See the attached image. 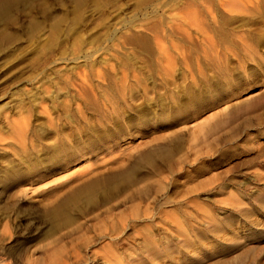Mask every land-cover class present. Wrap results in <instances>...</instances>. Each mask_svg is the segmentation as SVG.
<instances>
[{"label":"rangeland","instance_id":"obj_1","mask_svg":"<svg viewBox=\"0 0 264 264\" xmlns=\"http://www.w3.org/2000/svg\"><path fill=\"white\" fill-rule=\"evenodd\" d=\"M206 1L0 0V135L4 144L0 171L6 162L19 163L17 169L26 170L17 183H23L28 193L24 197L14 193L15 188H7L12 194L4 199L0 189V264H28L26 251L35 241L26 237L31 226L26 216H34L40 224L37 241L58 235L43 203L54 194L55 188H50L90 169V162L91 169L104 165L99 176L113 175L120 166L126 170L132 164L128 177L118 176L119 188L108 198L128 192L132 183L145 187L143 193L129 194L130 199L113 204L104 239L96 244L82 240L80 257L72 264H264V47L252 56L242 49L229 54V76L225 83L215 79L216 68L207 62L204 51L196 50L201 46L200 29L186 17L194 11L195 20L208 23L211 16L206 5L222 10L224 0ZM244 1L264 3L234 2ZM216 13L214 19L237 15L229 25L235 29H264L256 14ZM249 17L254 18L253 24H243ZM185 18L188 23L183 22ZM154 34L166 40L161 63L156 61ZM178 44L190 45L186 48L194 51L183 53ZM161 64L171 69V75L156 74ZM77 83L92 87L88 95L76 92ZM121 88L125 89L120 92ZM93 98L112 100L123 116L131 107L141 106L142 112L137 121L118 120L110 131L115 133V143L104 144L108 149L94 152L84 142L90 151L42 180L47 160H39L31 169L28 165L39 154L36 146L46 140L36 139L32 149L22 147L15 138L19 128L7 121L24 119L32 139L46 129L42 103L49 107V114L59 113L65 124L77 105L92 120L91 113L97 112L85 107ZM64 102L70 105L66 116L60 107L53 108ZM149 116L156 117L152 125ZM215 122L220 127L216 142L210 144L204 131ZM123 131L131 134L120 141L115 136ZM197 132L205 136L199 139ZM125 144H131V149L124 150ZM153 148L157 154L140 159L139 154ZM90 230L87 237H95L97 230ZM110 230L120 235L115 244H103ZM14 242L24 243L27 249L15 251L9 247ZM86 243L90 244L87 250ZM37 254L39 258L41 253Z\"/></svg>","mask_w":264,"mask_h":264},{"label":"bare ground","instance_id":"obj_2","mask_svg":"<svg viewBox=\"0 0 264 264\" xmlns=\"http://www.w3.org/2000/svg\"><path fill=\"white\" fill-rule=\"evenodd\" d=\"M234 1L235 0H233V1L232 0H224L225 4L223 2L220 4V7L222 8V10H220L216 7L212 8L213 6H207L206 5V11L210 14L209 16H211L208 20V23H204L203 22L204 20H201L198 18H196V20H195L194 16H196V14H195L196 12H194V11L190 12L188 10L189 12L188 11L187 12L189 15L188 16H186L187 14L184 15V16L188 17L187 18L188 20H190V18L193 20V21H191V25H193V24L196 25L195 29L196 28L198 30L200 29L198 31V33L200 32L199 40L201 43L200 42L199 43L201 46L196 43L197 46H200L196 50L200 49L201 52L204 51L206 53V55H204V56L208 57L207 62L210 64V66L212 68H214V67L216 68V69L215 68L214 69L216 71V74H218V78H216L215 76L214 77H215V79H217L220 82H224V80H226V78L230 74V72L228 70V66H227V60H228L227 56L229 54L236 53L235 52L236 50L242 49L243 51H246L247 54H250V56H252L256 52H259L258 49H260V47H262V48L264 47V29L259 28V26L254 28V29H250V27H248L250 30H240L241 28L235 29L233 27H230L229 25L231 24V22H234V21L236 22V20L238 19L237 15L234 16L232 19H231V17H229L231 20L229 18L226 19L224 16H220V15H219L220 17H218L217 19H214V17H215L214 13L216 11H217V13L219 11H222V12L224 11V13L230 12V13H233L234 15H235V13L236 14H241V13L242 14L243 13H249L250 14V13H252V14H256L257 17L260 18V19H258V20H260V25H263V22H264V3L253 4L254 3L253 2L252 5H250L251 3L246 4L244 1V4L237 5ZM247 1H249V0H247ZM190 2H191V0H190ZM210 2H212V1H210ZM233 2L235 4H233ZM75 3H77V2H75ZM201 3H202V1H201ZM227 3H232L233 5L227 4ZM75 8H77V7H75ZM164 9H166V8H164ZM6 10H8V9H6ZM200 10H202V9H200ZM174 11H175V9H174ZM172 12H173V10H172ZM179 15H181V14L179 13ZM244 15L246 17V14H244ZM177 18H179V17H177ZM181 19H182V17H181ZM187 19L184 20L183 22L187 21ZM233 19H234V21H233ZM253 22H254V18L251 19L249 17L248 19L244 20L243 24H246V25L248 23L253 24ZM187 23H188V21H187ZM206 25H207V27H206ZM179 27H182L181 22L179 23ZM208 28H209V30H208ZM195 29H194V32H195ZM190 30H191V28H190ZM182 31L185 32V30H182ZM177 32H178V29H177ZM177 32H176V34H177ZM179 36H180V32H179ZM28 37H30V36H28ZM155 37H156V35H155ZM186 37H188V36H186ZM160 38L158 39L157 37L156 38L152 37V39H151L152 41L154 40L155 44L158 46L156 48L157 52H158V59L156 58V61H158V63L162 62V59L160 60L159 56L161 58V55H164V53H165V48L163 47V44H164L163 42L166 41V40H164L162 42L161 39L163 37L161 39ZM194 38L196 40V36ZM189 39H191V38H189ZM186 40H187V38H186ZM145 42H148V41H145ZM179 42H180V40H179ZM149 43H151L150 40H149ZM176 43L177 42H175V45H176ZM179 44H178V48H179V51H181V52L190 50L186 47L190 46V45H194V44H192V42H190V45H187L186 47L184 44L180 45V46H179ZM145 45H147V44H145ZM145 47H148V46H145ZM192 50L194 51V49H192ZM192 50H190V51L192 52ZM183 53L181 55H183ZM156 57H157V55H156ZM170 70H171L170 68H164L163 65L161 64V66L159 65V70L156 69L155 71H156L157 75L159 74V76L164 77L167 75H171ZM99 72L100 71H97L96 73H99ZM97 75H99V74H97ZM83 76L84 75H82V77ZM82 83H83V79H82ZM82 83H79V84L77 83V85L75 86L77 88L76 92H78L79 94H83V96L88 95L87 94L89 92L88 88H89V90H91L90 88H92V87H87ZM121 87H124V86L121 85ZM124 89L121 88L120 92ZM143 89H144L143 92L146 93V87H144ZM90 93H93V90L90 91ZM122 94L125 95L126 93L122 92ZM92 95L94 98H96L94 94H92ZM191 97H192V95H191ZM66 103L67 102H64V104L61 103L59 105H55V106H53V108L57 110L60 107V109H62V111H63V114H65L70 109V107H69L70 105L68 106V104H66ZM37 104H39V103H37ZM74 106H76V103H74ZM79 106L77 105L76 107L73 108V109H75V112H74V110L70 112L71 115H70V117H68L69 121H66V123L64 124L62 122V119L60 118L59 113H56L53 115L49 114L47 111L48 106H45V104L42 103V106L40 105V109L42 110L41 111L42 113L45 112L44 117H45V122H46V129H45V131H40L37 135H33L34 140H32L33 138L31 139V135H29V136L27 135V132H26V124L27 123L26 122L24 123V119H23V122H22V120L17 122L16 120H14V118L7 121L9 123V125H13V126L15 125L16 129H17V127L19 128V131L16 134L15 138H16L18 144L22 147H29L30 149H32V148H35V146L37 145L35 143L36 139L38 140L40 138L42 140H46V142L44 141V143H41V145L36 146L37 152L39 154L36 156L35 159H33L34 158L33 157L31 160H29L30 162L28 165V168L31 169V168H34L33 166H35L39 162V160H47V162H44V163L42 162L43 163L42 173L46 172L45 175H43L41 177L42 180H46V178H48L49 176L54 175L56 172H58L59 169L67 168L66 165H68V163L74 162V161H76V158L84 156L85 155L84 153H86V151L88 152V150L90 148L93 151L97 150L101 147H103L104 149H108V147H106L104 144L105 143H111V142L115 141L116 138H114V136H113L115 133L112 134L110 131H112V127L118 123V120L125 119L126 121H135V120L137 121L138 120L137 114L142 112L141 106L140 107H131L130 108L131 111L128 112V115L123 116V112L121 111L120 106L115 104L112 100L110 102L109 101L104 102V101L94 99L92 101H89L87 104V107H85V108H89L91 110L94 109V111L97 112V115H93V113H91L93 116V119L91 120V118H90L91 115L87 116L85 114L84 110ZM172 113H174V112H172ZM65 116H66V114H65ZM153 116H151V117L149 116L147 120H151ZM155 119H156V117L153 120L149 121L150 122L149 124L152 125L155 122ZM140 127L141 126H139V127L137 126V128H140ZM207 127L208 126H206V128ZM219 127L220 126H218V123L215 122L211 125L209 124V127L206 129L207 130L206 132L203 130L204 134H207L209 136L210 139H208V140H210V141L212 140V141L216 142V139H215V136L217 134L216 130ZM13 128L15 129V127H13ZM198 128H200V126ZM201 128H203V126ZM67 130L69 132H67ZM16 131L17 130H15V133H16ZM198 132H197V134H198ZM130 134L131 133L125 134V132L123 131L120 135L115 136V137H117V138L119 137L120 141L122 139H123V141H125V139H127ZM199 134H200V132H199ZM199 134L197 135V137L201 136V137H199V139H200V138H202V135H204V134H202V135H199ZM126 136H128V137H126ZM203 140H205V139H203ZM212 141L209 143L212 144ZM84 142L89 143L88 144L89 149L84 148V146L82 145V144H84ZM201 142L203 143V141H201ZM210 144H208V145H210ZM3 145L4 144L2 143V137L0 135V149L3 148ZM130 145L125 144L126 148L124 150L131 149ZM154 150H156V148H153V150H151V151L148 149L145 150L142 154H139L140 159L142 157L143 158L144 157L150 158L153 155H155V153L157 154L158 151L156 152ZM31 152L33 153V151H31ZM140 159H138L137 161H139ZM88 160L89 159H87V161ZM14 162H6L7 166H5V169H2L0 171V189H2L3 194H5V195H2L4 199L9 197L12 194L11 193L9 195L8 194L9 191L8 192L5 191V189H7V188L8 189H14L15 188L14 189L15 191L14 190H12V191H14V193L21 192L22 196H24V197H27L26 195L28 194L26 192L25 187H23L25 185H23V183L22 184L19 182L17 183V178L22 176V173L26 169H23L20 167L17 169L16 165H18L19 163L16 164ZM82 162H84V161H82ZM91 163L92 162H90V165H91ZM87 165H89V164L87 163ZM90 165H89L90 169H86V170L82 169L84 171H81V169H79L78 171H81V172L77 171L78 173L75 174L72 177V179H70V180L68 179L69 180L68 183H65L64 185H61V186H59V184H58V185H55L52 188H50V190L55 188L54 194H53V196H52V194H50L49 200H46L43 203V208L48 213L49 220L52 222L54 221L55 225L57 226L56 232L58 235H56L52 239L51 238L50 239L44 238V239H39L37 241L36 237H38V234L41 231V229H39L40 227L38 226V225H40L38 223V220L36 223V220H34L35 217L32 215L26 216L24 218V219H30V225L31 226L30 227L26 226L28 228L26 233H29V236H26V237H27V239H29L28 240L29 242H31L32 240L35 241L34 243H32V244H34V245H32L33 247H29V249H27V247H24V243L23 244H21V243L16 244L15 242H14V244L10 245L9 247H12L15 251L16 250L17 251L22 250V249L25 250V248H26L27 251H26L25 259H26L28 264H72L74 261H77L80 257V253H81L78 250L79 244H83V241L84 242L88 241V242L96 244V242L99 239H102L104 237V234L106 232L104 233L103 229L104 228H105V230L107 229L106 220L108 218L110 220V216L113 215V213H112L113 204H115L116 202L123 203V201L130 199L129 194L130 195H134V194L139 195V193H143V190L145 187L143 184L140 185L139 183H137V184L132 183L128 186V188H129V189H127L128 192L123 193L119 197L115 196L112 198L111 197L108 198V196L110 195V192H112V190H115L114 188H119V184H117L118 176L128 175L130 172L129 170L133 168L132 164L130 167L126 168V170L124 169L123 166H120L121 168H118L117 171L113 175L106 174L104 176H99V173H98L99 170L103 169L104 165H103V167L101 166L102 168L99 167L97 169H91V167L93 165L92 166H90ZM121 165H123V164H121ZM84 166H83V168L86 167V166L85 167ZM73 172H75V171H73ZM126 177H128V176H126ZM131 182H133V181H131ZM119 199H121L122 201ZM135 201H136V199H135ZM129 202H131V201H129ZM133 205H135V204H133ZM100 222L103 225L99 226ZM108 225H110V224L108 223ZM115 225H116V223H115ZM21 226L23 227V225H21ZM91 228H94V230H97L94 232V233H96L95 237L92 235L93 238L91 237V235L89 237H87L88 236L87 233L89 231H91L90 230ZM120 232H121V230H120ZM114 233H115V230H112L110 233H108L106 235L108 240H106V241L104 240L105 243L103 242V244H115L116 243L115 241L118 238V235H120V234L116 233L114 235ZM19 242H21V241H19ZM89 245H90L89 243L84 244L86 250H87V248H89L88 247ZM37 252L41 253V256L39 255L40 256L39 258L37 257V255H38ZM223 252H224V250H223ZM210 253H212V252H210Z\"/></svg>","mask_w":264,"mask_h":264}]
</instances>
